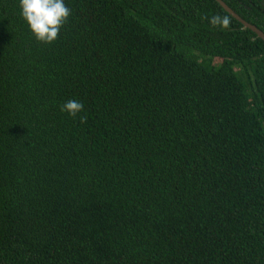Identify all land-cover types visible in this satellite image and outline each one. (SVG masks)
Here are the masks:
<instances>
[{"label":"trees","instance_id":"16d2710c","mask_svg":"<svg viewBox=\"0 0 264 264\" xmlns=\"http://www.w3.org/2000/svg\"><path fill=\"white\" fill-rule=\"evenodd\" d=\"M64 2L43 44L0 0V264H264V42L215 0Z\"/></svg>","mask_w":264,"mask_h":264},{"label":"clouds","instance_id":"9594fccd","mask_svg":"<svg viewBox=\"0 0 264 264\" xmlns=\"http://www.w3.org/2000/svg\"><path fill=\"white\" fill-rule=\"evenodd\" d=\"M20 16L25 21L35 41L51 44L58 38L61 28L71 16L70 8L64 0H19ZM213 28L220 30L230 26V17L214 14L207 18ZM84 105L78 100H68L61 107L70 117H77ZM80 122H86V117H80Z\"/></svg>","mask_w":264,"mask_h":264},{"label":"water","instance_id":"95a60500","mask_svg":"<svg viewBox=\"0 0 264 264\" xmlns=\"http://www.w3.org/2000/svg\"><path fill=\"white\" fill-rule=\"evenodd\" d=\"M216 3L234 20H236L238 23H240L244 29L250 30L253 34L256 35L257 38H259L261 41L264 42V33L257 29L255 26L249 24L248 22L244 21L242 18H240L231 8H229L222 0H215Z\"/></svg>","mask_w":264,"mask_h":264},{"label":"rangeland","instance_id":"374dc122","mask_svg":"<svg viewBox=\"0 0 264 264\" xmlns=\"http://www.w3.org/2000/svg\"><path fill=\"white\" fill-rule=\"evenodd\" d=\"M215 64H219V61H215Z\"/></svg>","mask_w":264,"mask_h":264}]
</instances>
